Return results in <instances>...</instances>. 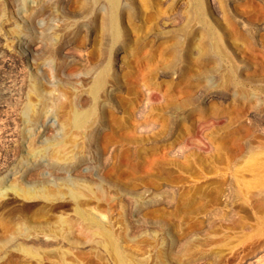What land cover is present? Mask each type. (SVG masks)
Segmentation results:
<instances>
[{
    "label": "rangeland",
    "instance_id": "obj_1",
    "mask_svg": "<svg viewBox=\"0 0 264 264\" xmlns=\"http://www.w3.org/2000/svg\"><path fill=\"white\" fill-rule=\"evenodd\" d=\"M108 9L0 0V264H264V0Z\"/></svg>",
    "mask_w": 264,
    "mask_h": 264
},
{
    "label": "bare ground",
    "instance_id": "obj_2",
    "mask_svg": "<svg viewBox=\"0 0 264 264\" xmlns=\"http://www.w3.org/2000/svg\"><path fill=\"white\" fill-rule=\"evenodd\" d=\"M101 1V0H100ZM118 1L119 0H104V2H106V4L108 5V7H109V9H108V11H107V13H106V15L108 16V19L107 20H109V22L113 25V23H114V21H115V12H116V8H117V5H118ZM114 37H115V39H118L119 38V34H118V32L116 31V30H114ZM104 81H105V74H100L97 78H96V80H95V84H94V88H93V90H92V98H93V100H95L96 99V96H97V92H98V90L104 85ZM94 108H95V105H92V106H90V108L88 109V110H80V109H75L74 110V112H73V118H72V125L74 126V127H76V128H80V129H83V128H85L90 122H92V121H94V119H95V117H96V114H95V112H94ZM26 111L28 112V113H31V111H32V105L31 104H28L27 105V108H26ZM96 121V120H95ZM263 167H264V164L262 165ZM257 169H259V168H257ZM260 169H262V168H260ZM253 170L255 171V169L253 168ZM262 170H264V169H262ZM261 170V171H262ZM256 171H258V170H256ZM260 172V171H259ZM259 172H257V173H259ZM254 175V174H253ZM258 175V174H257ZM256 175V176H257ZM258 177V176H257ZM66 178V177H65ZM69 178V177H68ZM67 178V180L65 179V181H68L69 180V182H65V183H69V186H67L68 184H66V186L67 187H69V192H70V195L72 196V197H74V199H75V197H77L78 196V193L80 192H78L77 191V189H76V187H75V185L73 184V182H71L70 181V179H68ZM251 178H253V177H251ZM72 179V178H71ZM254 179V178H253ZM247 180V179H246ZM253 181V180H252ZM70 182H71V184H70ZM75 182V181H74ZM261 182H262V180H261ZM78 183V182H77ZM251 182H249V184H250ZM240 184V183H239ZM247 184V183H246ZM80 185V184H79ZM256 186H258V185H256ZM255 186V187H256ZM79 187V186H78ZM259 187V186H258ZM258 187H256V188H258ZM261 187V186H260ZM81 188V187H80ZM246 188V187H245ZM249 188V187H248ZM84 190L85 189H83V190H81V192L83 191L84 192ZM242 190V193H244L243 191V188L241 189ZM254 190V189H253ZM67 191V192H68ZM247 192H251L250 190L249 191H247ZM264 192V191H263ZM15 193V192H14ZM39 193V194H38ZM246 193V192H245ZM253 193H255V192H253ZM16 194V193H15ZM82 193H80V195H81ZM264 193H262V195H263ZM39 195V197L40 198H43L45 201L46 200H50V198H49V195H47L46 194V192H45V189H43V188H37V189H32V188H29V189H27L26 191H24L23 193H22V195L21 196H24V197H26V198H33V197H35V196H38ZM76 201H77V199H76ZM263 207V206H262ZM77 213H78V215L82 218V219H84L85 221H89V222H96V221H98V220H94L93 218H91L89 215H87L82 209H77ZM88 213V212H87ZM263 221H264V218H263ZM97 223V222H96ZM88 224H91V223H88ZM99 224V223H98ZM260 232V231H259ZM106 235V237L108 236L105 232H103V234L102 235ZM104 235V236H105ZM109 237V236H108ZM99 238V237H98ZM101 240V242L103 243H100V244H102V246H104L105 245V247H107V248H109V249H111L112 250V253H113V255L117 258V260L120 262V264H127L126 263V260L124 259V257H123V255L119 252V250L116 248V245L113 243V241H109L108 242V240L104 237V239H102V238H100ZM106 239V240H105ZM223 243V242H222ZM221 244V243H220ZM223 246H224V244H222ZM25 252H27L28 254H31V255H33V253L31 252V251H29V250H27V249H25Z\"/></svg>",
    "mask_w": 264,
    "mask_h": 264
}]
</instances>
